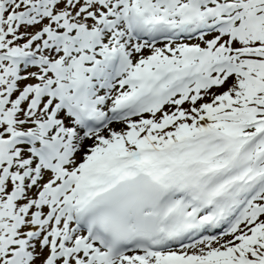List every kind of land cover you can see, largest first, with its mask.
<instances>
[{
    "label": "snow or ice",
    "instance_id": "snow-or-ice-1",
    "mask_svg": "<svg viewBox=\"0 0 264 264\" xmlns=\"http://www.w3.org/2000/svg\"><path fill=\"white\" fill-rule=\"evenodd\" d=\"M0 264H264V0H0Z\"/></svg>",
    "mask_w": 264,
    "mask_h": 264
}]
</instances>
